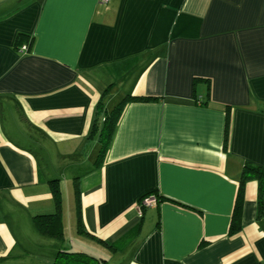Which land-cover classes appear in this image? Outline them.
Here are the masks:
<instances>
[{
	"label": "crops",
	"instance_id": "1",
	"mask_svg": "<svg viewBox=\"0 0 264 264\" xmlns=\"http://www.w3.org/2000/svg\"><path fill=\"white\" fill-rule=\"evenodd\" d=\"M126 95L156 100L102 141ZM245 164L264 167V0H0V264L53 263L33 217L66 177L103 264H264L256 180L230 232Z\"/></svg>",
	"mask_w": 264,
	"mask_h": 264
},
{
	"label": "trees",
	"instance_id": "2",
	"mask_svg": "<svg viewBox=\"0 0 264 264\" xmlns=\"http://www.w3.org/2000/svg\"><path fill=\"white\" fill-rule=\"evenodd\" d=\"M154 100H156V98L145 97V96H132V95H126L124 98H122V100L113 108V110L105 118L102 134H101L102 141L108 140V138H110L112 131L114 130L126 103L131 101L148 102ZM106 150H107V145L102 146V148L99 151V159L104 157ZM75 180L77 181V178ZM247 180H256L258 182V186L261 194V192L264 191V167L252 166L249 164L244 165L240 175V184L236 198V205L234 208L232 223L230 226L231 233L237 231L239 228L240 201L242 198L243 185ZM75 186L76 187L74 189V198L76 205L77 227L79 229V232L86 233L84 224L81 220L80 191L77 182H75ZM144 196L145 195H143L139 199V202L142 200ZM55 200H56V208L54 212L35 215L33 217V220H34L35 228L40 234L55 239H60V238L62 239V220H61L62 218L60 212L61 211L60 201L57 193L55 195ZM104 261H105L104 259L97 258L94 255L86 253L82 250L74 249L71 251V250L58 248L52 264H103Z\"/></svg>",
	"mask_w": 264,
	"mask_h": 264
},
{
	"label": "rangeland",
	"instance_id": "3",
	"mask_svg": "<svg viewBox=\"0 0 264 264\" xmlns=\"http://www.w3.org/2000/svg\"><path fill=\"white\" fill-rule=\"evenodd\" d=\"M40 152V151H39ZM58 159L55 156L51 157V161H57ZM61 162L60 160H58ZM65 179V180H64ZM60 178V183L58 186V191L60 192V197L62 200L61 202V209L63 206V213L61 212V219L62 220V239H51L48 237H45L39 233H35L37 236L36 240H43L44 244L42 245H55L54 248L58 249L57 245H67V246H73V249H81L82 251H85L87 253L91 252H98L100 251L99 245L97 243L91 241L90 239L84 237L81 232H79V229L77 227V217L75 213V199H74V189H75V183L73 177H66V178ZM155 203V202H153ZM152 203V204H153ZM71 207L73 210L71 211ZM62 211V210H61ZM63 214V217H62ZM63 245V246H64ZM53 248L51 247V255L53 257V254H55L56 249L53 251ZM39 251H36V254ZM46 253V252H43ZM46 260V258H44ZM30 264V263H28ZM32 264H47L45 262H39L37 259H33Z\"/></svg>",
	"mask_w": 264,
	"mask_h": 264
},
{
	"label": "built area",
	"instance_id": "4",
	"mask_svg": "<svg viewBox=\"0 0 264 264\" xmlns=\"http://www.w3.org/2000/svg\"><path fill=\"white\" fill-rule=\"evenodd\" d=\"M102 2H108L109 0H101ZM155 197H151V198H148V197H143L142 200L140 201V211L146 207H149L150 205H152V203L155 201L154 199Z\"/></svg>",
	"mask_w": 264,
	"mask_h": 264
}]
</instances>
